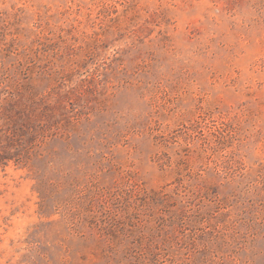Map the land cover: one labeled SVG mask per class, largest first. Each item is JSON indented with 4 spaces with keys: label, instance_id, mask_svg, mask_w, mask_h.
<instances>
[{
    "label": "rangeland",
    "instance_id": "rangeland-1",
    "mask_svg": "<svg viewBox=\"0 0 264 264\" xmlns=\"http://www.w3.org/2000/svg\"><path fill=\"white\" fill-rule=\"evenodd\" d=\"M0 264H264V0H0Z\"/></svg>",
    "mask_w": 264,
    "mask_h": 264
}]
</instances>
